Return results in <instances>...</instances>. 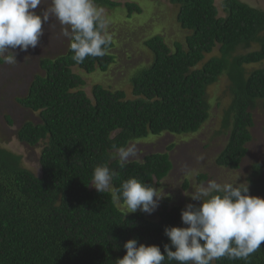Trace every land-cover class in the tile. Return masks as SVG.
I'll return each mask as SVG.
<instances>
[{"label":"trees","instance_id":"1","mask_svg":"<svg viewBox=\"0 0 264 264\" xmlns=\"http://www.w3.org/2000/svg\"><path fill=\"white\" fill-rule=\"evenodd\" d=\"M218 1L169 0L179 8L177 21L188 36L174 49L162 36L145 41L153 61L132 78V99L101 85L89 97L85 81L74 73H107L116 61L112 41L105 56H89L83 63L72 59L70 46L65 54L40 62L43 75H35L25 97L17 99L20 107L38 114V121L24 122L16 138L33 150L42 144L41 174L36 176L22 167L20 156L0 148V264H117L131 239L157 245L163 254L164 245L170 244L164 230L185 227V207L172 206L165 197L156 218L144 212L126 214L119 208L124 204L118 191L131 177L161 187L173 169L170 152L175 147L121 168L110 159L112 146L164 133L185 141L200 133L211 117L208 90L224 77L230 103L223 109L221 126L228 140L215 165L242 168L253 141L255 113H264V68L247 69L264 63V10L246 0H222L221 7ZM95 3L103 9L122 7L110 0ZM125 9L129 18L143 14L136 3ZM216 51L219 56L206 61ZM5 64L0 57V67ZM7 121L14 124L11 117ZM105 164L118 176L110 190L100 193L90 185L94 168ZM249 169L250 194L264 198V163ZM209 179L199 172L194 185ZM190 186L186 179L184 189ZM189 203L197 204L191 198ZM213 264H264V242L246 259L222 257Z\"/></svg>","mask_w":264,"mask_h":264},{"label":"rangeland","instance_id":"2","mask_svg":"<svg viewBox=\"0 0 264 264\" xmlns=\"http://www.w3.org/2000/svg\"><path fill=\"white\" fill-rule=\"evenodd\" d=\"M110 1L122 6L116 9H104V15L108 20L105 31L114 43L115 47L111 53L116 57V61L107 73L97 71L92 75H87L79 69H75L74 73L85 81L86 85L83 90L89 97H92L93 88L101 85L112 91H124L128 99H132V78L141 70L149 67L153 61V55L145 47V41L155 36H162L167 45L174 49L176 43H185L188 34L178 24L179 8L170 4L169 0ZM246 1L253 7L264 10V0ZM221 2L222 0L217 2L219 7H221ZM128 3H136L141 7L143 14H134L129 18L125 9ZM43 7H50V0H44L37 12H41ZM43 27L45 34L35 49L30 47L27 52L10 49L17 53V63H6L5 66L0 67V148L20 156L22 167L36 176L41 174L39 158L42 144L34 150L26 147L17 140L16 132L24 122L38 121V114L20 107L17 99L25 97L35 75H43L40 62L43 59H55L65 54L70 45V41L62 35V26L55 17H52L50 23ZM217 56H219L218 51L208 56L206 61ZM259 68H264V63L247 67L249 72ZM228 84L224 77L208 90V99L212 107L211 117L200 133L192 135L191 138L187 137L185 141L181 140V136L164 133L159 138L150 136L147 141L132 143L137 149V155L130 158L128 162H142L148 155L166 153L168 147H175L170 152L173 169L158 188L164 191L165 197L172 199V206L183 205L185 207L189 204L190 196H185V193L190 195L197 188L194 181L199 172L208 174L209 180L222 182L221 184L245 183L250 174V165L255 162L264 163V113L257 112L255 113V127L252 130L253 141L247 146L248 155L242 168L238 171H230L220 169L215 165L216 156L228 140L227 136L222 133L221 126L223 109L230 103ZM7 117H11L13 125L8 123ZM208 144L211 145L210 148ZM201 156L203 160L198 159ZM186 179L191 183L189 189H184ZM163 191L161 195L164 194ZM161 203L162 200L154 213L145 214L156 218ZM119 208L127 214L126 205H119Z\"/></svg>","mask_w":264,"mask_h":264},{"label":"clouds","instance_id":"3","mask_svg":"<svg viewBox=\"0 0 264 264\" xmlns=\"http://www.w3.org/2000/svg\"><path fill=\"white\" fill-rule=\"evenodd\" d=\"M43 3L44 0H0V57L4 63H17V53L10 49L23 52L30 47L35 49L45 34L43 26L52 17L70 41L76 63H83L89 56L106 55L111 44V36L105 31L108 20L95 0H50V7H43L38 13ZM112 148L110 159L118 160L121 168L137 155L134 144ZM117 176L115 169L98 165L90 186L104 193ZM161 191L153 183L131 177L121 184L118 199L126 205L127 214L139 210L151 215L165 197ZM185 196L200 203H189L181 210L185 227L165 228L170 244L164 245V253L157 245L148 246L131 239L124 244L126 255L117 264H164L166 260L177 264H213L222 257L246 259L261 247L264 198L252 196L247 182L221 184L209 180Z\"/></svg>","mask_w":264,"mask_h":264}]
</instances>
